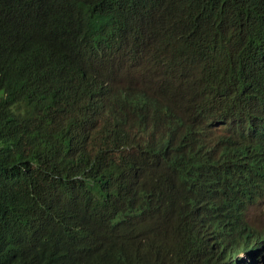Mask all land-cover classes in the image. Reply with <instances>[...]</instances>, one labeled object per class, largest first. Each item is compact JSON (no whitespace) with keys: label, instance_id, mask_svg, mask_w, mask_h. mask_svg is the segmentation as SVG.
Instances as JSON below:
<instances>
[{"label":"trees","instance_id":"1","mask_svg":"<svg viewBox=\"0 0 264 264\" xmlns=\"http://www.w3.org/2000/svg\"><path fill=\"white\" fill-rule=\"evenodd\" d=\"M236 82L264 136V0H0V264L264 248L227 212L263 194L264 145L215 162L195 136Z\"/></svg>","mask_w":264,"mask_h":264},{"label":"clouds","instance_id":"2","mask_svg":"<svg viewBox=\"0 0 264 264\" xmlns=\"http://www.w3.org/2000/svg\"><path fill=\"white\" fill-rule=\"evenodd\" d=\"M232 86L234 90L232 101L239 105V110L231 109L226 117H214L208 125H204L206 128L204 131H198L195 134L198 142L207 149V154L215 162H220L225 157L224 150L221 147L223 144H228L234 148L240 142L237 141L236 133L244 136V139L241 141H244L247 147L254 146L255 144L264 145V141L258 139L259 137L264 138V136L262 129L257 127V112L251 108L249 103V86L243 82H236ZM2 97L3 92L0 100ZM233 134V140L229 143L230 137ZM221 136H223V139L218 140V137ZM190 149L194 148L190 145H182V150L185 153H189ZM253 198L252 202L245 201L241 204H233L227 212L230 213V217L238 218L241 228L250 227L256 234H264V227L256 228L248 221L250 207L255 206L258 202H264V191L260 197L256 196ZM207 243L211 244L212 241L209 239ZM259 246L260 244L253 243L249 250L245 249L238 252L234 258V262L236 264H257L258 259L264 260V248ZM244 256H249V259H243Z\"/></svg>","mask_w":264,"mask_h":264},{"label":"rangeland","instance_id":"3","mask_svg":"<svg viewBox=\"0 0 264 264\" xmlns=\"http://www.w3.org/2000/svg\"><path fill=\"white\" fill-rule=\"evenodd\" d=\"M1 96L2 91H0V97ZM248 221L256 228L264 227V202H258L255 206L250 207ZM243 259H249V256H244ZM257 264H264V260L258 259Z\"/></svg>","mask_w":264,"mask_h":264}]
</instances>
